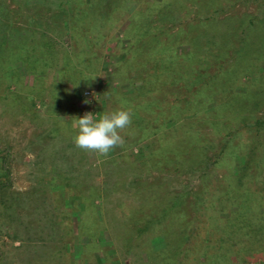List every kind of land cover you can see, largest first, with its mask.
Masks as SVG:
<instances>
[{
    "label": "rangeland",
    "instance_id": "rangeland-1",
    "mask_svg": "<svg viewBox=\"0 0 264 264\" xmlns=\"http://www.w3.org/2000/svg\"><path fill=\"white\" fill-rule=\"evenodd\" d=\"M150 1L129 4L120 23L107 30L112 42L102 46L104 55L97 65L100 73L92 86H85L81 110L73 112L71 119L62 111L55 119L39 102L33 115L21 114L18 108L4 112L0 107V151L9 172L8 192L0 207V264H153V253L165 248L176 232L166 233L164 228L175 224L177 213L166 217L165 227L155 222L143 231L139 230L143 219L138 220L142 215L152 217L150 214L170 203L175 193H183V206L176 209L178 213L183 211V219H179L183 226V221L195 216V207H203L194 206V202L197 197L202 200L215 180L223 181L218 195L215 193L218 197L202 215L204 225L206 216L210 220L209 255L213 252L211 239L223 236V224L237 208L229 202L226 176L230 171L235 173L243 160L242 155L234 159L233 153L258 142L256 133L240 123L264 115V0H174L168 9L177 21L182 18L181 26H191L188 33L193 36L202 30L200 24L196 25L197 19L214 16L218 24L214 38L199 35L195 43V48L204 53L208 40L217 42L202 68L203 78L219 71L209 91L212 100L202 111L204 118L199 126L192 129L194 133L183 139L173 133L178 138L175 149L182 144L180 158L177 152L164 148L162 142L167 137L160 135L155 144L151 138L141 139L133 129L122 133L123 147L106 157L85 152L73 143L78 132L76 118L93 113L98 119L104 108L113 111L117 92L132 91L128 81H122L123 74L115 75V71L129 41L125 29L134 25V12ZM9 2L25 7L24 0ZM47 7H40V11L45 12ZM223 17L227 19L221 23ZM164 20L156 21L153 32L164 41L172 38L176 54L189 50L183 38L181 43L176 38L179 22ZM243 27H248L246 41L239 44ZM150 41L144 44L150 45ZM234 51L238 54H232ZM26 80L31 82L30 77ZM180 84L169 83L168 88L171 85L181 93ZM260 137L264 145V128ZM226 141L220 159L217 155ZM53 168L59 177L48 183ZM262 259L258 258L260 264H264ZM236 260L245 264L238 256Z\"/></svg>",
    "mask_w": 264,
    "mask_h": 264
},
{
    "label": "trees",
    "instance_id": "trees-1",
    "mask_svg": "<svg viewBox=\"0 0 264 264\" xmlns=\"http://www.w3.org/2000/svg\"><path fill=\"white\" fill-rule=\"evenodd\" d=\"M31 1L34 0H24L25 7L21 8L11 5L9 0H0V107L4 112L18 108L21 114L33 115V108L39 102L53 117L62 111L71 119L73 112L79 113L81 110L79 104L85 86L91 85L100 73L97 65L104 55L102 46L112 39L107 30L120 23L129 4L138 0ZM173 4L174 0H151L134 12L136 20L134 25H128L125 29L124 36L129 41L122 50L115 71V75L123 74L122 81L127 80L132 91L129 94L117 92L118 99L112 109H130L132 123L128 129H133L141 139L151 138L155 144L160 135L167 137L161 141L164 148L177 152L180 158L182 144L175 149L178 138H174L173 133H177L180 139L194 133L192 129L199 126L200 119L204 118L202 111L212 100L209 99V91H212V83L219 71L209 72L203 78L202 68L209 61L211 46L217 42L208 40L204 53L195 48V43L199 35L214 38L218 24L214 16L197 19L196 25L200 24L202 30L193 36L188 33L191 26H181L182 18L177 21L175 14L169 12ZM45 5L48 6L47 10L40 11V7ZM162 18L166 23L179 22L176 38L180 43L183 38L189 50L176 54L172 38L164 41L163 36L153 32L156 21L161 23ZM226 19L223 17L221 23ZM247 28L240 29L242 36L239 44L246 41ZM162 33L163 29L160 30ZM147 39L151 40L150 45L144 44ZM232 54L238 53L234 51ZM29 77L31 82L27 83ZM179 82H182L180 86L183 91H175L170 85V93L169 83L173 86ZM220 105L223 106V102ZM169 123L173 124L166 127L165 124ZM240 125L254 131L258 142L233 153L234 159L243 156L238 170L235 173L230 171L226 176L229 179L226 184L229 202L237 208L232 212V218L223 224V236L210 238L213 241L212 254L207 252V247L211 245L207 230L209 216L204 218V225L202 215L218 197L215 193L218 195L223 182L219 180L208 185L207 194L200 202L197 200L200 197H197L194 206L201 204L203 207H195V216L183 221V226L179 222L180 218L183 219V211L178 213L176 210L178 206H183V193H175L170 203L150 214L152 217L141 216L138 221L143 219V227L139 230L143 231L155 222L165 227L166 217L177 213L175 224L164 228L166 233H172L175 229L176 232L165 248L153 253V264H239L237 256L245 264H260L259 257L264 261V145L260 137L264 115L243 121ZM228 142L222 144L218 158L224 157ZM8 174L6 157L0 151V207L8 192ZM50 174L46 180L48 183L59 177L54 168ZM239 187L243 189L240 191ZM230 250L235 254L232 255ZM200 255L203 256L202 260Z\"/></svg>",
    "mask_w": 264,
    "mask_h": 264
},
{
    "label": "clouds",
    "instance_id": "clouds-1",
    "mask_svg": "<svg viewBox=\"0 0 264 264\" xmlns=\"http://www.w3.org/2000/svg\"><path fill=\"white\" fill-rule=\"evenodd\" d=\"M131 123L130 109L105 112L98 119L94 118L93 113H85L82 117L76 118L75 126L78 132L73 138V143L85 152L106 157L115 148L123 147L125 139L122 133H125Z\"/></svg>",
    "mask_w": 264,
    "mask_h": 264
}]
</instances>
